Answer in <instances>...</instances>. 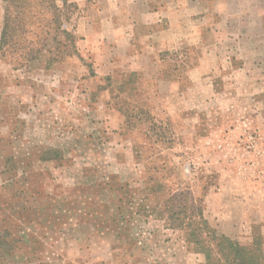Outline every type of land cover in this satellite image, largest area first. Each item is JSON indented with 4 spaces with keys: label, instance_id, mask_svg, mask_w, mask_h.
Instances as JSON below:
<instances>
[{
    "label": "rangeland",
    "instance_id": "374dc122",
    "mask_svg": "<svg viewBox=\"0 0 264 264\" xmlns=\"http://www.w3.org/2000/svg\"><path fill=\"white\" fill-rule=\"evenodd\" d=\"M68 1L74 55L0 54V264H199L160 215L174 188L202 198L217 233L264 249V0H153L152 27L190 46L113 78L110 0ZM3 13L0 0V31ZM48 147L57 161L38 160Z\"/></svg>",
    "mask_w": 264,
    "mask_h": 264
},
{
    "label": "trees",
    "instance_id": "16d2710c",
    "mask_svg": "<svg viewBox=\"0 0 264 264\" xmlns=\"http://www.w3.org/2000/svg\"><path fill=\"white\" fill-rule=\"evenodd\" d=\"M2 2V56L10 52V47L20 49L15 61L19 64L21 59V66L29 67L42 55H47L46 64L74 55L68 52V46H73L76 39L73 28H69L70 13L77 9L76 4L68 0ZM34 37L38 38L34 40ZM159 129L154 126L155 136L160 135ZM40 153V161H57L60 158V151L54 147L45 148ZM159 168L165 167L160 165ZM162 178L167 177L161 176L160 181H156L157 189L162 187ZM177 189L179 188L169 189L160 215L169 222L171 228L185 232L186 240L193 245L196 252L203 255L204 259L199 264H264V249L259 239L254 238L250 245H242L224 234L217 233L203 215L202 198H195L189 188L179 191ZM2 244L3 241H0V246L4 245Z\"/></svg>",
    "mask_w": 264,
    "mask_h": 264
},
{
    "label": "crops",
    "instance_id": "0c3cea01",
    "mask_svg": "<svg viewBox=\"0 0 264 264\" xmlns=\"http://www.w3.org/2000/svg\"><path fill=\"white\" fill-rule=\"evenodd\" d=\"M152 1L153 0H121L120 2L119 0H110L111 6L103 7L105 19H120L119 23L113 25V28L110 30L105 28L102 32V34L105 35L114 34L113 36H108L106 41L103 43V46L112 43L113 46L116 45L109 48L111 56L105 55V62L112 66L118 65L121 67V70L114 71L112 69L111 71L105 72L106 75H112L115 77L118 72H122L125 73V76H130L131 73L138 71L139 69L146 68L147 66H152L153 63L158 66V63L162 60L161 58L163 55L172 50L170 47H173L175 52H179L190 46L185 43L184 39H178L174 41V44L170 43V39L166 42L164 35L168 33L164 32L163 29H154L152 27L154 18H158L162 12V8L160 6L161 2H157L158 6L155 7L154 2ZM104 3H107V0H104ZM177 8L178 9L176 11L178 12L181 10L185 11V5L178 4ZM109 37H112L111 40H109ZM215 43L218 44L219 41H216ZM218 49L219 47L211 50V54L214 53L215 56V51ZM111 50L113 52H111ZM234 50L238 51V48L234 47ZM234 54H236V52ZM236 57H238L237 54ZM201 58L202 55L199 59ZM203 62L204 61L199 60L195 67L201 68L207 65ZM214 65L215 67H218L219 63L216 62ZM161 80H165L163 73ZM129 81L130 78L123 80L125 83H128ZM175 83L178 84L180 81H175ZM110 89L111 87L109 86V90Z\"/></svg>",
    "mask_w": 264,
    "mask_h": 264
}]
</instances>
